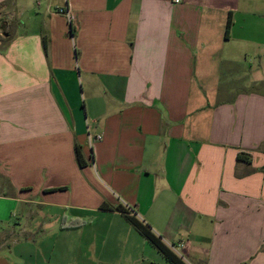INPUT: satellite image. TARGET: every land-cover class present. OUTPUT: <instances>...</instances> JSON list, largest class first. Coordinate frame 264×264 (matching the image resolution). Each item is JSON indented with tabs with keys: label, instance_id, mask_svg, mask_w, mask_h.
Listing matches in <instances>:
<instances>
[{
	"label": "crops",
	"instance_id": "obj_1",
	"mask_svg": "<svg viewBox=\"0 0 264 264\" xmlns=\"http://www.w3.org/2000/svg\"><path fill=\"white\" fill-rule=\"evenodd\" d=\"M255 84L264 0H0V264H264Z\"/></svg>",
	"mask_w": 264,
	"mask_h": 264
},
{
	"label": "trees",
	"instance_id": "obj_2",
	"mask_svg": "<svg viewBox=\"0 0 264 264\" xmlns=\"http://www.w3.org/2000/svg\"><path fill=\"white\" fill-rule=\"evenodd\" d=\"M231 24H232V19H231V13L229 12L224 29L225 36H228ZM74 154L78 165L80 167H83L86 164V162L84 160L81 147L78 144L74 145ZM100 209L116 210L124 214L125 218L132 225V227L140 235H142L152 246H154L168 263L187 264L179 255H177L167 244L163 242L162 238L152 230L151 226L147 222H144L143 220L138 219L135 215H132L128 207H125L122 204L113 206L107 203H102L100 205Z\"/></svg>",
	"mask_w": 264,
	"mask_h": 264
},
{
	"label": "rangeland",
	"instance_id": "obj_3",
	"mask_svg": "<svg viewBox=\"0 0 264 264\" xmlns=\"http://www.w3.org/2000/svg\"><path fill=\"white\" fill-rule=\"evenodd\" d=\"M23 19V17L22 18H20V17H16V19H15V21H14V29H17V27H19V26H17V22H19L20 20H22ZM238 76V75H237ZM237 76L235 75V74H232V75H230V78H228L227 77V75H223V77H222V83L223 84H233V82H228V80L230 79H235V80H237ZM243 80H241L238 84L239 85H243V83L245 82V84H247V82H246V80L248 79V77H244V78H242ZM250 85V84H249ZM264 88V85L263 84H255V89L256 90H262ZM35 211H36V209H34ZM5 240V239H4ZM2 242H0V244H1Z\"/></svg>",
	"mask_w": 264,
	"mask_h": 264
},
{
	"label": "built area",
	"instance_id": "obj_4",
	"mask_svg": "<svg viewBox=\"0 0 264 264\" xmlns=\"http://www.w3.org/2000/svg\"><path fill=\"white\" fill-rule=\"evenodd\" d=\"M178 0H175V2H177ZM58 12L59 13H62V14H65L68 16V11L66 9H64L63 7H60L58 8ZM102 138V135L101 134H98V135H95L92 140H100Z\"/></svg>",
	"mask_w": 264,
	"mask_h": 264
}]
</instances>
